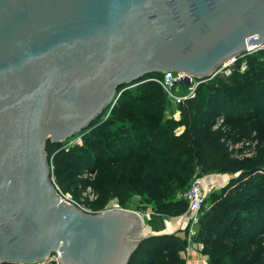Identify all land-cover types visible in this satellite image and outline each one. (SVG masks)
I'll use <instances>...</instances> for the list:
<instances>
[{"label": "water", "instance_id": "95a60500", "mask_svg": "<svg viewBox=\"0 0 264 264\" xmlns=\"http://www.w3.org/2000/svg\"><path fill=\"white\" fill-rule=\"evenodd\" d=\"M264 45V0H0V264H129L141 213L65 200L47 144L152 73L212 78ZM151 238V237H149Z\"/></svg>", "mask_w": 264, "mask_h": 264}, {"label": "trees", "instance_id": "16d2710c", "mask_svg": "<svg viewBox=\"0 0 264 264\" xmlns=\"http://www.w3.org/2000/svg\"><path fill=\"white\" fill-rule=\"evenodd\" d=\"M246 59L245 71L239 59L230 75L201 83L194 98L176 107L179 118H165L169 98L150 80L162 73L147 75L133 89L120 87L109 118L100 120L105 111L80 143L64 147L48 142L58 189L67 193L78 184L92 186L97 199L88 204L95 211L112 201L127 207L139 194L154 212L177 217L189 206L179 194L197 171L230 174L211 193L210 207H203L201 235L195 241L202 243L209 264H264V49ZM218 117L223 120L216 125ZM239 143L252 155L235 158ZM84 173L95 177L89 181ZM218 227H224L230 247H214L210 237ZM149 237L129 264H186L187 237Z\"/></svg>", "mask_w": 264, "mask_h": 264}, {"label": "built area", "instance_id": "2783aa9c", "mask_svg": "<svg viewBox=\"0 0 264 264\" xmlns=\"http://www.w3.org/2000/svg\"><path fill=\"white\" fill-rule=\"evenodd\" d=\"M261 49H264V45H262L261 47H253V46L249 47L248 51L244 55H242L238 58H234V59L230 60L229 62L225 63L217 71V73L213 77H215L219 74L230 75L233 71V66L238 62L239 59H242L241 71L242 72L245 71L248 67V62H247L246 56L249 54H252L258 50H261ZM185 77H186V75L181 74V73L165 72L162 74V77H154V78H151L150 80H154V81L158 82L163 87L165 92L167 93L168 98L172 102H174V104L176 106H178L185 99L194 98L196 96L197 88L199 87V85L201 83H204L207 80L211 79V78H209V79H202L201 80V79H197L195 77L190 76L189 77V84H187V83L183 82ZM178 83H182L185 86H188L187 94L181 95L178 93L179 92ZM230 148H232V146H230ZM213 189H214V185L210 184V183L203 182L202 178L201 179H194L190 183L188 189L185 190L180 195L181 197L186 199L188 201V204H189L187 211L183 215H181L182 219L187 221L188 224L191 223V225L198 223V221L200 219V213H201V211H202V209L206 203L208 194ZM63 196H64L65 200H67L68 202L77 204L84 211L89 212V213H97V212H101V211H105V210H112V209H129V208L124 207L123 205H121L117 201H112L111 203L106 205L105 208H103L99 211H95L87 203L78 202V201L74 200L71 196H67L64 194H63ZM90 199H91V201H95L97 199V195H95L93 193V195L91 196ZM80 203L84 204V206H82ZM129 210H132V209H129ZM189 231L191 232L192 235L195 234V231L193 230L192 227L190 228ZM35 264H62L61 263V253L60 252L53 253L52 256L49 259H47L46 261L41 262V263H35Z\"/></svg>", "mask_w": 264, "mask_h": 264}, {"label": "rangeland", "instance_id": "374dc122", "mask_svg": "<svg viewBox=\"0 0 264 264\" xmlns=\"http://www.w3.org/2000/svg\"><path fill=\"white\" fill-rule=\"evenodd\" d=\"M253 78H255L256 80H259L258 79L259 77L256 76V75L253 76ZM136 85H137V83L132 84V85H129L125 89H133L134 87H136ZM178 86H179V92H178L179 94H181V95L187 94V92H188V86H185L182 83H178ZM125 89H123L122 91H124ZM121 93L122 92H120V94ZM169 102L170 103H169V106L167 108V113L165 115V118L166 119L173 118V117L176 118L175 117V113H177V110H176L177 109L176 108L177 106L170 99H169ZM114 105L113 106H110L106 110V112L104 113V115L100 118L101 121H104V120H106V119L109 118V116L111 115V112H112V109H113ZM255 105H257V104L255 103ZM221 121H222V117H218L216 119V125L217 124H220ZM182 129L183 128L178 129L177 130V133L182 132ZM87 133H88V130H84L83 132H81L78 135H76L74 138L69 139V140H67V141H65V142H63L61 144L64 147H69V146H71L73 144L80 143L82 141V138L84 137V135L87 134ZM234 148L236 149V153L234 154V157L235 158L242 159L244 156H251L252 155V153L247 152L248 150H245V147H244V144L243 143L237 144ZM230 149L232 150V148H230ZM244 150H245V152H244ZM212 174H215V173H206V172H203V171L199 170V171H197L194 174V176L192 178V181L194 179H201V178L203 179V177L205 178L206 176H208V177H215V175H212ZM216 174H218V173H216ZM219 174H226V173H219ZM209 175H211V176H209ZM82 176H83L84 179H88L89 181H92L94 179V177H95V175L94 174H91V173H87V174L84 173ZM227 177H231V175L230 174H227ZM191 182H189L188 185H190ZM203 182H204V179H203ZM222 186H224V184L223 185H220L218 187L217 186H214V189L208 194L206 203L204 205V207L206 209L209 208L210 205H211V203H212L211 202V198H210L211 193L213 191H216V190L220 189ZM186 188L183 191H181V193L179 194V196L186 190ZM93 193L95 195H97V193H95V191L93 190L92 186H89V185L83 186L81 184H78V186L76 188H74L71 192H67V193H63V194L64 195H67V196H71L74 200H76L78 202H84V203H87L88 204V202H91V199L90 198L93 195ZM141 198L142 197L139 194H133V196L131 197L130 201L128 202L129 204H128L127 207L129 209H132L133 211H137V212H141V210H144L145 212H149V213L153 212L154 213V211L152 210V208L150 206H146V204L142 201ZM80 204L82 206H84V204H82V203H80ZM140 205H141V207H139ZM204 214H205V211L204 212L201 211L200 218ZM181 220L183 221L182 222L183 225L184 224L187 225V232L189 234L188 237L191 239L190 242H192V241L196 242L195 240L196 239H199V235H201V230H200V226H199L200 222H198V223H196L194 225H191V223L188 224L187 221L183 220L182 217H181ZM191 227L195 231V234L194 235H192L191 232L189 231ZM227 237L228 236H225L224 235V227H218L216 230L212 231V235H211L210 238L213 239V242L212 243L214 244V247L216 249H225L227 246L230 247V245L232 244L231 241H230V239L227 238ZM196 243H197V245H200V244L202 245V243L199 242V241L196 242Z\"/></svg>", "mask_w": 264, "mask_h": 264}, {"label": "crops", "instance_id": "0c3cea01", "mask_svg": "<svg viewBox=\"0 0 264 264\" xmlns=\"http://www.w3.org/2000/svg\"><path fill=\"white\" fill-rule=\"evenodd\" d=\"M175 117L178 118V112L175 113ZM183 130V129H182ZM215 177L206 176L204 182L213 184L214 186L225 185L230 177L227 174H212ZM211 176V175H209ZM223 187V186H222ZM143 215L145 220L144 234L146 235H159V234H175L183 238H188L189 247L186 251L182 252V256L186 259V264H209L208 256L203 253V245H197L196 242L191 241L188 237L187 225H183L181 216H168L163 214H158L156 212H145L141 210L139 212Z\"/></svg>", "mask_w": 264, "mask_h": 264}]
</instances>
